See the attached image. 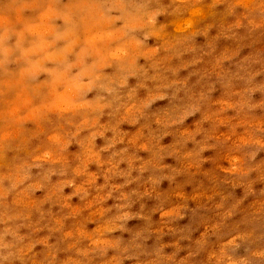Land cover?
<instances>
[{
  "label": "clouds",
  "instance_id": "9594fccd",
  "mask_svg": "<svg viewBox=\"0 0 264 264\" xmlns=\"http://www.w3.org/2000/svg\"><path fill=\"white\" fill-rule=\"evenodd\" d=\"M220 5H226L220 36L239 38L240 30L251 34L264 29V0H0V264L139 261L145 251L142 234L128 243L110 238L126 231L135 215L127 210L132 193L122 192L119 199L126 202L116 205L117 213L94 231L86 230L85 222L64 231V223L54 217V225L44 226L49 235L39 238L41 226L32 217L37 210L43 219V207L30 203L36 189L49 190V201L63 208L66 187H73L72 194L82 201L95 188L97 195L85 207L94 209L95 217L105 216L112 211L104 207L105 202L135 179L132 172L141 158L130 154L129 146L152 153L139 165L141 173L150 167L166 168L165 157L179 154L189 141L198 147L185 155L199 166L205 151L214 147L208 141L216 127L231 125L234 135L243 125L247 130L234 144L249 150L231 156L227 171L246 177L259 167L255 161L264 150V120L251 113L264 107V100H254L258 93L264 94V82H257L264 66L257 67L262 64L259 54L241 55L242 49L247 51L243 44L216 57L217 68L236 61L235 71L218 75L228 87L243 82L233 93L239 99L223 101L220 112H204L195 129L180 131L174 144H161L172 129H180L203 112L207 93L192 92L179 74L202 62L195 40L207 37L215 24L198 25L214 19ZM238 8L244 9L242 14H237ZM229 16L236 17L233 23H226ZM41 40L46 42L43 46ZM162 101L168 107L155 111ZM228 109L242 117L238 124H232L233 117L221 118L220 113ZM209 121L211 132L203 127ZM124 124L139 129L118 149L129 135L121 127ZM201 135L203 139L197 140ZM98 139L103 140L102 146L97 145ZM223 139L231 135L226 133ZM34 141H38L35 146ZM73 145L79 148L74 154L69 152ZM45 152L50 153L47 158ZM104 153H109L107 159ZM125 161L126 170L120 168ZM93 164L104 171H90ZM101 175L105 183L97 185ZM54 176L61 179L53 182ZM81 176L86 179L77 184ZM116 177L126 178L124 184L110 183ZM160 179L151 177L154 185ZM247 188L252 191V184ZM104 189L109 190L101 194ZM68 209L72 217L83 211L73 214ZM58 232L62 236L52 242ZM238 239L231 238L214 254L217 264H254V258L264 259V251L234 256L228 249L239 248ZM176 255L167 254L162 246L141 264H188V257L176 260Z\"/></svg>",
  "mask_w": 264,
  "mask_h": 264
},
{
  "label": "rangeland",
  "instance_id": "374dc122",
  "mask_svg": "<svg viewBox=\"0 0 264 264\" xmlns=\"http://www.w3.org/2000/svg\"><path fill=\"white\" fill-rule=\"evenodd\" d=\"M225 9L226 5L218 6V15L214 19L208 18L198 25L204 27L207 23L215 24L207 37L198 36L195 40L198 46L197 55L203 56V60L200 64L192 65L179 74L181 79L188 80L192 92L207 93L208 98L203 112L186 121L180 129H172V134L161 141L164 146L174 144L183 129H195L204 112H220L223 101L235 102L239 99L233 93L244 86L243 82L234 81L232 86L228 87L218 75L220 71H235L236 61H227L217 68V55L226 51L231 52L243 44L247 51L242 49L241 55L259 54L262 64L257 67L264 66V29L251 34L240 30L239 38L220 36V24ZM243 11V8H238L237 14H242ZM164 19L162 18V20ZM235 19V16H229L226 18V23H233ZM45 43L43 40L40 41L41 46ZM213 47L214 52L211 51ZM206 53L210 54L206 55ZM257 82H264V73L257 77ZM141 94L143 95V93ZM254 100L256 102L264 100V94L258 93ZM167 107V102L162 101L157 103L154 110L159 111ZM220 116L221 118L233 117L232 124H238L239 119L242 118L237 116L232 109L221 112ZM251 116L257 120H264V107L255 110ZM121 127L129 135L125 138L124 144L117 145L118 149L125 147L127 141L139 129L138 125L124 124ZM203 127L211 132L213 122H206ZM246 130L247 126H238L235 134L232 135L231 125L216 127L215 136L208 141L214 147L205 151L203 154L204 163L199 166H195L192 159L185 155L198 147L195 142L189 141L179 154L165 157L162 163L167 165L166 168L154 169L150 167L141 173L138 170L139 165L144 160L151 159L152 153L142 149L138 151L135 147L129 146L130 154L135 153L141 158L136 161L137 167L132 172V177L135 179L123 189L114 192L113 197L105 202L104 207L111 208L112 211L103 217H95V213H92L94 209L85 207L89 200L97 195L95 188L90 189L91 195L88 200L82 201L79 196L72 194L73 187H66L63 208L61 205L49 201L51 195L49 190L36 189L30 194V203L40 204L44 212V217L41 219L40 211H33V221H39L41 226V231L36 234L37 238L49 235V228L44 226L54 225L55 219L64 223V231L75 230L81 222H85L86 230L94 231L96 227L117 213L116 205L126 202L119 199L121 193L125 192L132 193L130 200L127 201L130 203L127 210L135 215L127 222L126 231H117L111 234L110 238H120L128 243L140 233L145 251L139 261L137 259L126 260L124 264L146 262L152 258L154 250L162 246L169 255L177 253L176 260L188 257V264H217L214 254L224 249L233 237H239L237 242L240 246L237 249L229 248L228 250L237 258L250 257L255 252L264 251V150L259 152L255 161L259 167L248 176L241 177L227 171L231 166V156L243 155L249 150L247 147L237 149L234 144V141L244 135ZM226 133L231 135V139H223ZM108 135L110 136L111 133ZM216 137L221 139L217 140ZM202 139L203 135L197 137V140ZM143 142V140L139 141V143ZM36 143L38 141H34L33 146ZM103 143L102 139L97 140L98 146H102ZM78 151L79 148L76 145L69 149V152L73 154ZM43 155L47 158L50 153L45 152ZM108 155L109 153L103 154L105 159ZM120 168L126 170L128 163L126 161L121 163ZM90 171L102 172L104 169L93 164L90 165ZM153 176L161 178L158 184H153L151 180ZM58 179L61 177L54 176L53 182ZM85 179L86 177L83 176L77 177L76 183L80 184ZM125 179L116 177L110 183L124 184ZM96 183L97 185L104 184V177L101 175ZM249 183L252 184V191L247 188ZM108 190L104 189L101 194H106ZM69 207L73 210V214L82 209L83 211L78 216L72 217L68 214ZM61 236V232L53 234L52 242ZM112 254L114 253H110V255ZM254 264H264V259L254 258Z\"/></svg>",
  "mask_w": 264,
  "mask_h": 264
}]
</instances>
